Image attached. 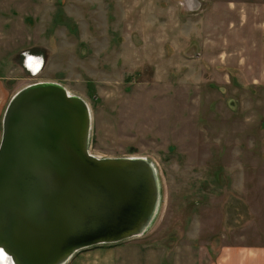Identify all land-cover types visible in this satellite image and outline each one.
I'll return each mask as SVG.
<instances>
[{
  "label": "rangeland",
  "instance_id": "1",
  "mask_svg": "<svg viewBox=\"0 0 264 264\" xmlns=\"http://www.w3.org/2000/svg\"><path fill=\"white\" fill-rule=\"evenodd\" d=\"M38 82L87 103L91 155L154 164L155 215L102 246L115 264L264 252V0H0V138L12 96Z\"/></svg>",
  "mask_w": 264,
  "mask_h": 264
},
{
  "label": "water",
  "instance_id": "2",
  "mask_svg": "<svg viewBox=\"0 0 264 264\" xmlns=\"http://www.w3.org/2000/svg\"><path fill=\"white\" fill-rule=\"evenodd\" d=\"M87 103L56 82L18 90L0 138V249L12 264H66L139 237L158 205L154 164L88 151Z\"/></svg>",
  "mask_w": 264,
  "mask_h": 264
},
{
  "label": "crops",
  "instance_id": "3",
  "mask_svg": "<svg viewBox=\"0 0 264 264\" xmlns=\"http://www.w3.org/2000/svg\"><path fill=\"white\" fill-rule=\"evenodd\" d=\"M102 249V246H97L79 251L66 264H115L116 260H120L119 252L114 251L111 254V252H105ZM129 254L133 257L125 259L127 261L134 258V255L138 256L133 252ZM216 264H264V252L258 251L249 256L246 252H242L241 248H224L216 260Z\"/></svg>",
  "mask_w": 264,
  "mask_h": 264
},
{
  "label": "bare ground",
  "instance_id": "4",
  "mask_svg": "<svg viewBox=\"0 0 264 264\" xmlns=\"http://www.w3.org/2000/svg\"><path fill=\"white\" fill-rule=\"evenodd\" d=\"M40 63H41V61L39 58H36L34 55L27 54L25 61H24V66L32 74L38 75L40 73V70L42 69ZM0 264H12L10 258L8 256H6L1 249H0Z\"/></svg>",
  "mask_w": 264,
  "mask_h": 264
}]
</instances>
